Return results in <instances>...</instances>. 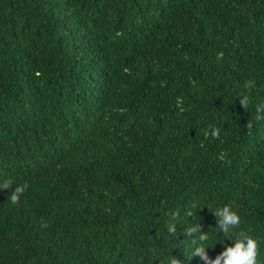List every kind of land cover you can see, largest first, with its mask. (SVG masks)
<instances>
[{
	"label": "trees",
	"instance_id": "16d2710c",
	"mask_svg": "<svg viewBox=\"0 0 264 264\" xmlns=\"http://www.w3.org/2000/svg\"><path fill=\"white\" fill-rule=\"evenodd\" d=\"M260 102L264 0H0V264H166L192 251L176 210L210 258L248 230L264 264Z\"/></svg>",
	"mask_w": 264,
	"mask_h": 264
},
{
	"label": "clouds",
	"instance_id": "9594fccd",
	"mask_svg": "<svg viewBox=\"0 0 264 264\" xmlns=\"http://www.w3.org/2000/svg\"><path fill=\"white\" fill-rule=\"evenodd\" d=\"M243 86L247 90V93L240 96L239 104L246 110L251 104V92L255 89L256 85L253 80H246ZM259 122H264V102L255 105L254 120H249L245 124V127L251 129L254 123ZM209 134L214 140L221 139V127H211ZM11 186L12 184L10 181H5L0 185V189H10ZM29 187L30 185L28 182H24L12 188L9 196L11 203L17 204L20 201V197ZM212 214L216 217V227H218L222 233H229L240 226V215L231 204H225L217 208ZM184 215L189 219L193 216H197L191 208L186 209ZM168 217L169 219L166 223L168 235L177 238V226H183L184 235L188 238L192 251L189 255L184 254L185 258H180L169 253L166 264H186V261H190L192 257L199 258L203 264H258L259 241L250 235L248 230L233 232V238L230 239L232 244L230 246L225 245L223 251L212 259L206 251V248L212 246L207 243L210 238L209 232L202 230L203 226L200 223V219L192 223H185L181 219L179 210L169 212ZM221 244H223V242H221Z\"/></svg>",
	"mask_w": 264,
	"mask_h": 264
}]
</instances>
